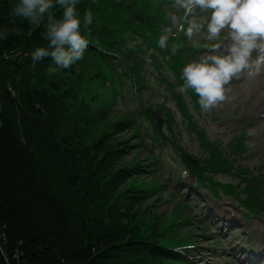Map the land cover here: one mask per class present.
I'll return each mask as SVG.
<instances>
[{
  "label": "rangeland",
  "instance_id": "1",
  "mask_svg": "<svg viewBox=\"0 0 264 264\" xmlns=\"http://www.w3.org/2000/svg\"><path fill=\"white\" fill-rule=\"evenodd\" d=\"M16 3L18 0H0V19L9 16L11 7ZM76 9L81 21L86 11L92 12V25L84 29L81 24V33L105 47L120 45L121 38L127 36L123 30L124 25L129 21L135 20L151 28L162 25L161 30L155 29L159 37L165 34L167 28H172L173 32L168 40V48L165 49L164 61L157 57V63L160 65L158 73L148 61L149 55L144 52L140 54L141 57L146 58L142 76L149 89H142L140 98L126 92L112 107L106 103L101 93L102 85L99 84L96 90V83L98 79L100 83L102 82L107 68L95 65L92 55L89 56L85 52L83 59L71 68L61 69L52 75L48 73L50 66L55 67L51 62L52 57H45L39 62L40 68L36 73L42 79V84L39 85H43L40 91L44 97L36 96L27 108L38 109V117H46L47 111L51 113L55 105L62 108L60 117H65L63 126L65 134L62 132L60 134H64L65 138L73 139L74 143L78 142L79 149L84 147L82 151L88 148L91 172L105 182L104 190L108 197L103 204L104 214L121 215L117 225L122 229V237L127 238L131 235L130 240L124 239V241L136 243L137 249H143L147 239H155V242L160 244L190 245V248H186L191 253L188 256L190 264H211L219 251L217 242H225L222 247L228 249L227 229L220 228L219 225L230 226L236 220L241 226H237L238 238L244 237L249 244L257 245L261 249H257L258 260L264 264V252L262 253L264 215L244 216L234 205V203L240 204L238 200L228 195L214 198L204 193L202 189H193L192 193L188 194L187 182H193L194 177L192 178L191 173L186 170L190 169V164L202 165L201 159L204 157L203 143L198 140L195 129L205 131L206 135L198 131L199 136L204 139L207 137L209 142H213L211 147L224 148V154L229 155L231 161H234L232 157L237 155L232 152L233 140L242 133L243 139L237 140V147L244 148L239 151L237 161L228 165L226 172L213 173V177L240 188L244 182L236 178L235 170L247 167L248 172L259 175V178L248 181H257L260 191L264 193L263 85L261 92L258 91L259 83L245 84L240 79L233 80L226 86L231 91L226 93L225 101L219 103L210 112L198 109L194 98L179 92L177 98L180 102L183 101L188 111V117H183L180 109L175 108V98H172L173 101L168 96L164 82H160L159 78L163 76L170 80L174 84L171 88L179 91V86L183 83L181 76L178 77V83L174 80V74L165 66L178 62L180 67H183L191 60L198 59L200 53L205 50H195L194 45L203 41L206 34L202 31L194 35L191 40L185 36L184 31L180 29V24L183 23L180 19L182 10H177L173 6V0H80ZM50 14L59 19L62 9L54 7L50 10ZM173 16L177 18L175 21ZM200 18L201 15L198 16L197 12L190 17L197 22ZM19 22L26 23L25 20L17 19L12 24ZM184 27L186 28L187 24H184ZM109 30L115 31L116 44L109 43V40L114 38L109 34ZM43 31L44 24L40 27L31 25L29 33L31 32L32 36L30 40L33 51L36 47L47 46V41L41 36ZM96 35L99 37L97 38ZM174 44L182 46L179 47L180 51L172 55L171 48ZM117 51L127 59L124 48ZM150 51L147 48L146 52ZM16 89L20 92L18 87ZM11 95H16L17 98L20 96L13 87ZM11 104L14 105L12 101ZM157 108L160 109L155 127L158 131L153 134V129L149 125V114L158 110ZM167 108L170 110L168 120L170 131L164 117ZM124 113L131 117L130 128L121 122L127 116ZM49 117L54 116L51 114ZM190 122L193 124H189ZM142 132L150 138L144 137L141 141ZM151 138L160 145L150 146ZM186 156L192 158L194 162ZM194 156L199 158V163H195ZM186 165L189 167L187 168ZM181 169H185V172L179 174ZM246 175L248 174H244V177ZM202 202L206 207L202 206ZM240 208H242L241 204ZM229 214L232 216L226 220ZM214 219L216 221L213 223ZM244 230L246 236L241 232ZM236 249L238 250V247ZM236 249L232 248V251ZM142 251L141 253L152 260L142 257V260L133 263L119 262V264H176L173 259L165 258L158 263L154 256ZM2 253L4 250L0 246V254ZM123 254L126 257L129 251L126 250ZM109 257L112 258L107 264H118L114 252ZM216 258L225 257L219 255ZM3 260L4 264H8L6 258Z\"/></svg>",
  "mask_w": 264,
  "mask_h": 264
},
{
  "label": "trees",
  "instance_id": "2",
  "mask_svg": "<svg viewBox=\"0 0 264 264\" xmlns=\"http://www.w3.org/2000/svg\"><path fill=\"white\" fill-rule=\"evenodd\" d=\"M25 22L12 24L8 15L0 19V28L7 25L11 30L19 28L22 33L18 35L13 31L7 40H0V233L4 234L0 236L4 250L0 264L5 263L3 258L8 264H107L113 252L118 264L133 263L142 257L152 260L141 253L142 250L154 256L158 263L162 258L174 259L176 264L187 260L181 251L168 249L173 245L160 244L155 239H147L143 249H137L136 243L124 241L132 236L122 237V229L117 225L121 215L104 214L103 204L108 194H105V182L91 172L88 148L82 151L84 147L79 149L78 142L64 137L62 108L55 105L56 109L53 107L51 113L47 111L46 117H38V109L27 108L36 96L44 97V94L40 91L43 85H39L42 79L36 73L39 62L33 66L31 59V24ZM161 26L151 28L135 20L129 21L123 30L128 37L123 36L117 47H105L87 37L86 54L93 56L95 65L107 68L101 83L98 79L96 90L102 85L101 93L111 107L116 105L123 90L140 98L141 90L149 88L142 76L146 58L140 54H147V47H152L148 55L151 64L158 69L156 57L162 58L165 54V49L158 46L159 36L155 33V29L163 28ZM109 34L114 37L109 43L116 44L115 31L109 30ZM122 48L128 60L117 51ZM168 68L179 83L178 62ZM160 80L166 83V89L176 100L175 105L181 107L177 98L179 91L171 88L174 84L165 77ZM12 87L19 98L11 95ZM51 114L54 117H49ZM124 114L127 116L121 122L130 128L131 117ZM210 153L203 165H191V169L213 193L220 189L236 194L235 187L216 183L204 174L220 167L213 161L217 150L211 149ZM246 178L255 180L256 176ZM238 199L248 211L258 212L253 207L260 206L259 198L246 193L243 199ZM126 250L129 255L124 257ZM188 253L185 250V254Z\"/></svg>",
  "mask_w": 264,
  "mask_h": 264
},
{
  "label": "clouds",
  "instance_id": "3",
  "mask_svg": "<svg viewBox=\"0 0 264 264\" xmlns=\"http://www.w3.org/2000/svg\"><path fill=\"white\" fill-rule=\"evenodd\" d=\"M80 0H18L11 7L10 23L17 19L28 21L40 27L44 24L41 36L47 46H39L31 52L32 64L52 57L48 68L49 75L61 69H69L82 60L89 47V41L81 33V24L88 29L93 23V14L86 11L81 21L76 6ZM173 6L182 10L180 29L189 40L202 31L210 43L200 45L205 51L198 59H193L181 68L179 92L193 91L198 97L197 103L204 112H210L219 103L225 101L226 93L231 89L227 85L234 79L253 74L264 64V0H173ZM54 7L62 9L61 18L50 14ZM199 10L202 14L199 22L190 19ZM177 18L173 16L175 21ZM187 24V27H184ZM227 33L222 35L224 30ZM15 31L7 25L0 28V40H7ZM172 28L165 29V34L158 39L161 49L168 48V40L172 36ZM182 45H173L175 55ZM253 53H256L255 58ZM7 58V57H6ZM251 134V132L249 133ZM4 235L0 233V236Z\"/></svg>",
  "mask_w": 264,
  "mask_h": 264
},
{
  "label": "water",
  "instance_id": "4",
  "mask_svg": "<svg viewBox=\"0 0 264 264\" xmlns=\"http://www.w3.org/2000/svg\"><path fill=\"white\" fill-rule=\"evenodd\" d=\"M152 123L154 124V119H152Z\"/></svg>",
  "mask_w": 264,
  "mask_h": 264
},
{
  "label": "bare ground",
  "instance_id": "5",
  "mask_svg": "<svg viewBox=\"0 0 264 264\" xmlns=\"http://www.w3.org/2000/svg\"><path fill=\"white\" fill-rule=\"evenodd\" d=\"M228 217V216H227Z\"/></svg>",
  "mask_w": 264,
  "mask_h": 264
}]
</instances>
